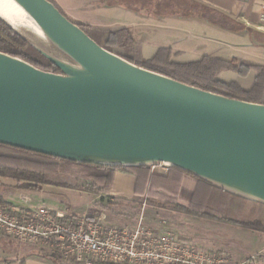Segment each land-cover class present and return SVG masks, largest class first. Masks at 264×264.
<instances>
[{
    "label": "water",
    "instance_id": "obj_1",
    "mask_svg": "<svg viewBox=\"0 0 264 264\" xmlns=\"http://www.w3.org/2000/svg\"><path fill=\"white\" fill-rule=\"evenodd\" d=\"M12 1L63 57L34 45L52 72L0 51V144L108 167L164 162L264 203V104L139 66L50 0Z\"/></svg>",
    "mask_w": 264,
    "mask_h": 264
},
{
    "label": "trees",
    "instance_id": "obj_2",
    "mask_svg": "<svg viewBox=\"0 0 264 264\" xmlns=\"http://www.w3.org/2000/svg\"><path fill=\"white\" fill-rule=\"evenodd\" d=\"M50 1L72 20L55 0ZM81 27L101 46L122 55L139 66L212 92L264 104L263 64L239 61L236 58L228 60L210 55H204L199 60L191 62H174L171 60L172 49L170 47H160L154 57L144 59L137 51L135 37L128 27L116 29L96 27L92 31L85 29L83 26ZM117 48H122L125 52L120 53ZM0 51L19 57L43 70L60 72L19 31L1 18ZM226 70L237 72L240 76H246L250 71H254L256 76L253 85L245 89L237 82L225 83L219 80L218 75ZM75 167L79 168L90 180L86 188L90 192H101V189L108 182L111 170L130 172L137 177L135 196L145 198L148 204H161L162 206L172 207L180 213L231 223L264 233V215H260L257 209H263L264 203L252 201L232 193L180 168L171 166L168 175L161 176L151 173L150 166L108 167L77 163L0 144V178L14 180L16 187L20 190L41 191L44 185L51 184L50 176L62 171H70ZM183 173L192 174L198 180L191 200L187 205L177 201V189L180 184V176ZM170 178H173V180L168 183L167 180ZM160 187L170 190L172 193L160 192ZM4 203H8V201L0 195V204ZM53 258L55 259V255Z\"/></svg>",
    "mask_w": 264,
    "mask_h": 264
},
{
    "label": "crops",
    "instance_id": "obj_3",
    "mask_svg": "<svg viewBox=\"0 0 264 264\" xmlns=\"http://www.w3.org/2000/svg\"><path fill=\"white\" fill-rule=\"evenodd\" d=\"M87 1L88 3H82L79 7L68 4L70 2L67 0V6L73 13L78 9H81L84 13L79 19L73 18L67 12H64L73 21L81 23L85 29L91 31L96 27L105 29L128 27L135 37L137 51L144 59L154 57L160 47H170L172 49L171 60L180 63L199 60L204 55L228 60L236 58L239 61L251 63L264 59V29L260 26V13L264 0H177L172 4L169 3V0H165L164 5L166 8L162 12L147 8L144 5L147 0H124V2L123 0ZM142 4L143 6H141ZM96 9L105 13H118L123 15V18L110 24H99L100 22L94 21L97 19L93 13ZM139 22L144 23L145 30H137L136 24ZM117 51L120 53L125 52L122 48H117ZM255 76L256 73L254 71H250L246 76H240L237 72L226 70L221 72L217 78L225 83L237 82L243 88L248 89L253 85ZM248 78L252 80V83L250 87L246 88L243 86V81ZM150 168L153 174L166 176L169 173V170L156 171L151 166ZM180 177L177 201L187 205L191 200L198 180L189 173H183ZM136 180L137 177L133 173L111 170L108 182L103 187L104 190L102 191L101 189V192L97 194H108L113 199L121 201L142 199L144 203H147L145 198L135 196ZM171 180L173 178H170L167 182L170 183ZM186 187L191 189V194L189 198L182 199V194ZM159 191L166 194L172 193L162 187H160ZM38 206L58 209L50 201H47V203L43 202ZM263 234L259 232L258 235L260 237L255 241V244L261 247H258L256 254L254 252L250 256L246 254L250 248L248 241H240L238 244H227L225 246L227 252L214 247H208V249L225 253L230 259L229 264H264ZM0 235L4 234L0 232ZM1 240L0 250L2 252L16 253L13 258L15 264H73L62 260L58 256H55V260L53 258L54 255L46 247L30 245L16 240L14 241L25 247H17L15 245L10 247L5 241L2 242ZM191 241L197 243L196 241ZM252 245L251 247H253ZM0 260L2 261L3 259L0 258ZM4 261V264H9L8 260Z\"/></svg>",
    "mask_w": 264,
    "mask_h": 264
},
{
    "label": "built area",
    "instance_id": "obj_4",
    "mask_svg": "<svg viewBox=\"0 0 264 264\" xmlns=\"http://www.w3.org/2000/svg\"><path fill=\"white\" fill-rule=\"evenodd\" d=\"M264 29V4L260 13ZM168 171L160 162L151 166ZM0 232L7 238L48 248L52 255L73 264H229V257L168 230L146 224L112 223L104 212L75 215L47 206L0 204Z\"/></svg>",
    "mask_w": 264,
    "mask_h": 264
},
{
    "label": "rangeland",
    "instance_id": "obj_5",
    "mask_svg": "<svg viewBox=\"0 0 264 264\" xmlns=\"http://www.w3.org/2000/svg\"><path fill=\"white\" fill-rule=\"evenodd\" d=\"M63 11L67 12L71 17L79 19L84 15L81 9L75 10L73 13L68 4L81 6L82 3H88L87 0H55ZM165 0H147L144 5L155 11L162 12L165 10ZM177 0H169V3H175ZM102 2V1H101ZM140 4V3H139ZM143 6V4L141 5ZM77 12V13H76ZM87 13V12H86ZM97 19L95 22L99 24H110L111 22L121 20L123 15L113 12H103L102 10H94ZM121 13V12H120ZM70 17V18H71ZM73 20V19H72ZM17 31H19L30 43L37 45L48 52L63 57L50 43L40 35L32 23L19 16H10L7 20ZM76 24L82 26L81 23L74 20ZM138 31L145 30L143 22L136 24ZM258 60V59H255ZM255 63L264 64V59ZM252 80L250 78L243 81V86L250 87ZM51 184L44 185L41 191L20 190L16 187V182L10 178H0V195L9 203L20 206H38L39 204L50 201L53 206L68 213L75 215L93 216L100 212L107 215V219L112 223L135 224L139 217L143 216L146 224L157 230H168L187 242L196 241L204 247L220 248L225 250L227 244L239 243L240 241H248L250 248L247 250L252 255L257 253L258 247L255 241L260 237L259 232L237 226L231 223L200 218L188 214H180L174 211L172 207H163L160 204L144 203L142 199L115 200L108 194H97L86 190L90 180L75 167L70 171H62L56 175L50 176ZM104 189L102 188V191ZM103 193V192H102ZM191 189H184L182 199L189 198ZM257 208V207H255ZM258 209L260 215H264V208ZM264 236V234H263ZM2 242H6L10 247H25L18 242L0 235ZM254 243V245H252ZM251 245L253 247H251ZM261 247V246H260ZM263 253V252H262ZM15 252H2L0 250V264H4V260H8L9 264H15L13 259Z\"/></svg>",
    "mask_w": 264,
    "mask_h": 264
},
{
    "label": "bare ground",
    "instance_id": "obj_6",
    "mask_svg": "<svg viewBox=\"0 0 264 264\" xmlns=\"http://www.w3.org/2000/svg\"><path fill=\"white\" fill-rule=\"evenodd\" d=\"M0 16L6 20H8L10 16L23 17L29 20L35 27L36 31L40 35H42L41 31L37 28L32 19L27 15V13L12 0H0Z\"/></svg>",
    "mask_w": 264,
    "mask_h": 264
}]
</instances>
